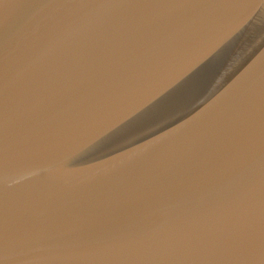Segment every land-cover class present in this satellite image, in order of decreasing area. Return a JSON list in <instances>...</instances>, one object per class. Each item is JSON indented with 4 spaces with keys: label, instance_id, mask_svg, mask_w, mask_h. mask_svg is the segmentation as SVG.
<instances>
[{
    "label": "water",
    "instance_id": "obj_1",
    "mask_svg": "<svg viewBox=\"0 0 264 264\" xmlns=\"http://www.w3.org/2000/svg\"><path fill=\"white\" fill-rule=\"evenodd\" d=\"M0 264H264V0H0Z\"/></svg>",
    "mask_w": 264,
    "mask_h": 264
}]
</instances>
